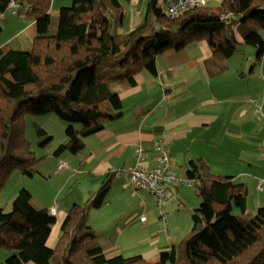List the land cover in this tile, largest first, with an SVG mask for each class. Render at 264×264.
Listing matches in <instances>:
<instances>
[{"label":"trees","instance_id":"16d2710c","mask_svg":"<svg viewBox=\"0 0 264 264\" xmlns=\"http://www.w3.org/2000/svg\"><path fill=\"white\" fill-rule=\"evenodd\" d=\"M11 1L19 5L14 14L34 23L35 37L29 51L0 48V190L14 171L32 177L40 161L25 137L26 116L52 115L67 123L65 143L53 152L56 158L64 152L79 156L89 138L124 116L126 107L107 77L110 71L116 79L113 72L117 73L109 62L122 70L121 81L134 86L141 72L156 75L159 55L192 42H206L219 61L234 58L242 44L256 49L257 61L264 54V0H222L214 11L188 8L175 19L159 0H147L142 21L127 34L117 32L124 21L118 0H72L71 6L60 8L56 19L49 12L52 0H0V16ZM218 67L224 71V66ZM36 129L38 135L46 134L38 125ZM51 140L47 137L39 145L45 147ZM142 150L139 165L145 172L164 168L158 162L146 170ZM136 165L137 155L132 168L118 173L125 176L128 188L147 189L130 181L129 172ZM188 166L187 177L200 200L189 213L190 236L159 252L155 260L141 255L107 257L102 246L90 243L96 233L87 223L88 211L106 203L107 178L84 206L70 205L53 246L48 238L56 218L49 211L56 206L40 208L32 203L31 191L17 190L10 211L0 206V249L12 253L4 264H264V207L249 210L244 185L213 175L201 159ZM177 180L173 173V180L160 186L179 184Z\"/></svg>","mask_w":264,"mask_h":264},{"label":"crops","instance_id":"0c3cea01","mask_svg":"<svg viewBox=\"0 0 264 264\" xmlns=\"http://www.w3.org/2000/svg\"><path fill=\"white\" fill-rule=\"evenodd\" d=\"M71 1L52 0L50 15L55 11L57 17L60 8L68 6ZM9 12L11 14L7 15ZM0 17L3 21L7 20L3 26L0 24L2 33L10 28L5 33L9 38L8 44L0 43V48L28 51L35 37L34 23L24 15L14 14L11 8ZM244 57L242 52L228 61H219L212 56L204 41L188 43L179 51L170 50L159 55L155 62V76L141 72L135 77L134 86L119 80L121 92L117 93L126 107L124 116L106 123L100 132L86 141L82 153L86 159L79 166L81 171H87L89 176L96 178L86 203L96 193L95 187L99 189L108 178L110 193L101 208L105 210L115 203L121 216H126L127 210L138 206L128 222L139 219L140 225L137 223L134 226L139 225L141 229L154 233L151 246L141 252L145 260H155L159 252L174 246L183 237H179L181 228L175 222L178 214L170 207L166 213L176 234L167 243L161 240L157 242L155 239H160L164 234L157 227L161 226L167 234L170 233L167 215L166 223L158 221L159 218L161 220L160 213L164 211V197L158 200L148 189L135 191L128 188L125 176L118 173L120 169L127 171L134 166L138 148L143 147L146 152V170L158 166L159 158L165 154L170 172L168 175L173 176L174 173L177 182L188 188L194 183L187 177L188 168L186 171H180V168L197 157L213 175L233 178L235 182L243 184L246 191L249 187L257 188L264 196V54L260 61L256 60V56L254 60L246 58L250 66L245 69L240 61ZM218 65L224 66V71ZM196 143H199V148L194 151L185 148L188 144ZM181 158L182 162L178 165ZM180 172L182 175H179ZM179 184L168 182L160 186L168 190L164 201L168 204L169 199L174 202L178 200L189 216L197 206L192 204L189 208L184 205L183 199L181 202L180 198L174 196H185L187 193L186 189L178 187ZM154 198L158 200V219ZM262 200H258L253 207L260 206ZM76 202L78 204L76 198L71 196L61 203L47 204L49 208L56 206V223L48 238L49 245L57 241L66 212ZM120 203L125 206L122 210ZM145 216L146 221L141 223L140 218ZM108 249L104 248L107 257L122 254L112 242H108Z\"/></svg>","mask_w":264,"mask_h":264},{"label":"rangeland","instance_id":"374dc122","mask_svg":"<svg viewBox=\"0 0 264 264\" xmlns=\"http://www.w3.org/2000/svg\"><path fill=\"white\" fill-rule=\"evenodd\" d=\"M122 13L124 15V21L122 23V27L118 29L119 34H127L135 25H137L140 21H142L144 14H145V7L147 4V0H118ZM222 0H205L207 8L211 11H214L216 8H218L221 4ZM71 3L68 6H71ZM165 2L163 0H159V6L165 10ZM52 18L55 19L56 12L52 11ZM9 12L7 15H10ZM3 19L0 17V24L7 23L6 21H3ZM10 29V28H9ZM9 29L6 31H3V33H0V43L1 44H8V35L5 34L6 32H9ZM12 29V28H11ZM262 36H264V29L261 30ZM11 35V34H10ZM32 45V43H31ZM32 47V46H31ZM31 47L29 50H31ZM28 50V51H29ZM238 53L244 52L245 57L240 58L241 66L243 69L249 68L250 61H248L246 58H251V60H254V56H256L254 47L250 45H238L237 46ZM236 60H239V58H235ZM233 60V61H236ZM109 66H113V69L117 71V73L114 74L113 79L111 77V72L107 73V77L109 80V83L113 81L110 84V87L113 88L114 92H121V83L119 80L121 78L119 77L118 72H122L121 69L117 68L115 66V62L111 61L108 63ZM227 65V62H226ZM127 104V101L125 102ZM126 109V108H125ZM26 122V131H25V137L26 139L31 143V148L36 154L38 158H40V161L36 164L34 167V174L32 177H29L27 175L19 174L18 172H12L9 176L7 182L3 186V188L0 190V206L5 209V211L11 210V204L12 200L14 199L17 190L24 187L31 191L32 193V203L40 208H49L47 204H54V202L61 203V201L68 200L71 196H74L76 200L78 201V205L84 206L86 204V199L90 196V190H92L93 183L95 184V179L93 176H89V173L81 171L82 168L79 166V163L82 161L81 157L82 154L79 156H73L68 152L62 153L58 158L53 156V152L55 149L60 145L64 144L66 137H65V127L67 123L57 119L55 116H44V117H25ZM39 126L42 130L46 132V134L38 135L36 133V125ZM47 137H51L52 140L50 143H48L45 147H41L39 145V142L44 140ZM188 147V149H191V151H194L195 149L199 148V143H196L194 145L188 144L185 146V148ZM81 156V157H80ZM194 162L197 161V157H193ZM66 162L67 167L62 172H56V167L58 162ZM182 162V158L179 161L180 165ZM91 167H93L91 165ZM188 168V163L186 166L184 165L182 168H180V171H186ZM79 175V176H78ZM179 175H182L181 172ZM180 178H183L180 176ZM183 186V187H182ZM180 189H186L187 193L185 196H176V198H180L179 200L183 199L184 205H187V207H191V205L195 204L194 206H198L200 204L199 198L196 196V189L195 186L192 184L188 188L185 186V184H179ZM187 187V188H186ZM97 188L95 187V192H97ZM167 198V197H166ZM165 198V199H166ZM157 199V198H156ZM154 198V206L157 210V219L159 217V207L157 205V201ZM164 199V200H165ZM264 196L260 194L259 189L257 188H250L247 191V207L249 210L257 209V207H264ZM163 200L162 209L164 215H167L168 209L172 207L174 211L178 214L176 216L175 222H177L179 225V228H181L179 232V237L182 236L183 239H187L190 236V231L192 227V222L190 219V215L185 212L183 209V206L179 205L178 200L176 202L171 201L169 199V203L166 204V202ZM262 200L263 203H260V206H254L253 205L258 201ZM182 202V201H181ZM77 204V202H76ZM183 204V203H182ZM116 204L113 203L110 208L107 209H90L88 211V217H87V223L89 226H91L96 236L90 243L97 242L100 246L104 247L105 250L108 249V242H112L115 245V248L117 250L121 251L124 257H132L136 255H141V252L147 251V248L151 246V241L153 239V232L146 231L140 228V223L137 220H128L133 216V211L138 209V206H136L133 209L127 210L126 216L122 214L121 211L115 206ZM121 210L124 209V204L120 203ZM55 206V205H54ZM165 206V207H164ZM161 212V209H160ZM167 212V213H166ZM166 213V214H165ZM236 214V211L233 212ZM137 214H139L137 212ZM119 215V217H117ZM161 216V213H160ZM145 218H147L145 216ZM168 218V229H170V233H166V231L160 226L157 227L159 232H163V236L158 239L156 238L157 242L159 240L165 241L166 243L171 241L173 236H175V228L171 227V221L169 218V214L167 215ZM158 221H161L160 218ZM139 224L138 226H134L135 224ZM162 223V221H161ZM160 223V225H162ZM203 225L198 226V230H201ZM173 235V236H172ZM182 239V240H183ZM156 242V243H157ZM181 240L176 241L174 246H178L180 244ZM156 243H154L152 246H154ZM54 245V242L52 243V246ZM173 245V243H172ZM136 247V250H131V248ZM138 250V251H137ZM111 253V252H108ZM12 255V253L8 252L7 250L0 249V264H4L7 258H9Z\"/></svg>","mask_w":264,"mask_h":264},{"label":"built area","instance_id":"2783aa9c","mask_svg":"<svg viewBox=\"0 0 264 264\" xmlns=\"http://www.w3.org/2000/svg\"><path fill=\"white\" fill-rule=\"evenodd\" d=\"M166 3V11L167 15L170 19H175L180 16V14L185 11L188 8H195V7H205L206 2L205 0H165ZM9 8H11L14 11H17L19 8V5L16 4L14 1H11L9 3ZM264 156V149L262 151ZM143 157V150L142 148H138L137 150V165L135 169L129 172V178L130 181L138 186H145L147 189H149L158 200H161L164 195L166 194V191L160 187V183L164 181H171L173 180L172 175L166 174V164H167V158L165 157V154L163 157L161 156L159 158V161L161 164H163L164 168H155L151 172H145L143 168L140 167L139 161ZM66 167V164L64 162H59L57 165V172H60L64 170ZM51 215H55V208H52L50 211ZM162 219L165 220V217L163 216V213H161ZM141 222H145L144 218L140 219Z\"/></svg>","mask_w":264,"mask_h":264}]
</instances>
